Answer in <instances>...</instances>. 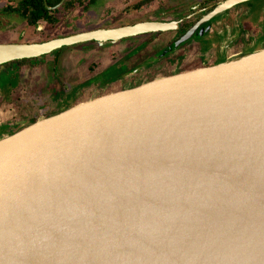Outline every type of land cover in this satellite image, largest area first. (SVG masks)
Wrapping results in <instances>:
<instances>
[{
	"label": "water",
	"instance_id": "water-1",
	"mask_svg": "<svg viewBox=\"0 0 264 264\" xmlns=\"http://www.w3.org/2000/svg\"><path fill=\"white\" fill-rule=\"evenodd\" d=\"M198 25L181 43L208 32ZM176 26L3 43L0 67ZM235 46L220 39L212 61L0 123V264H264V35Z\"/></svg>",
	"mask_w": 264,
	"mask_h": 264
},
{
	"label": "flooded vegetation",
	"instance_id": "flooded-vegetation-1",
	"mask_svg": "<svg viewBox=\"0 0 264 264\" xmlns=\"http://www.w3.org/2000/svg\"><path fill=\"white\" fill-rule=\"evenodd\" d=\"M61 1L62 0H60L55 5H49L48 0H0V44L44 42L53 38H58L60 36L69 35L68 33H58L61 27H64L62 24L66 23V27L68 28L71 26L77 27L76 23L79 20H82L81 18L77 17V12L83 13L84 16L87 12H90L96 6H99L100 1L102 0H65L64 3L59 5ZM118 1L120 0H108V6H114L115 12H117V14L112 18L113 21H116L118 18L121 19L123 15L129 14L131 11H136L143 6H149L152 5L151 3H154L153 5L159 8V14H156L157 16H154L149 21H155L159 23L177 22V26L173 29L157 31L144 36H137L115 41L119 42L133 40L139 37H147V42L149 41L153 42L154 44H163L162 46L160 45L161 47L159 49L157 48V51L150 53V55H152L154 59L156 58L157 61H160V58H163V60H161L162 62L165 60L169 62L171 60L173 61L174 55H177L176 57L178 60V57L181 56L178 54V50L181 47H188L189 52L195 51L197 53L201 52V47L205 46V48L209 49L214 41L224 38L228 41L230 40L234 42L235 45H241L250 42L253 39V30H251L250 27L248 28L245 26V20H249L252 17L258 16L262 20L260 24L264 26V0L242 1L235 4L234 6L229 7L226 12L217 14L216 17H212L211 15L213 10L219 9L229 0H194V2L191 3L184 11H176L174 13H171L169 10H164L167 0H122L120 5L117 4ZM159 1L161 3L158 4ZM186 1L190 2V0ZM110 12L113 11L111 10ZM89 18L91 17L86 18V25H91L92 23L95 24L94 21L87 22ZM201 22L204 24V29H208V32L205 31L202 36H199V32L197 31L196 33L198 34L196 36L194 35L188 38L185 42L181 43V40L187 36L190 30L195 28ZM138 23H118L114 24L116 25L115 27H100L99 25H91V27L85 28L78 32L97 29H114ZM49 28H52L53 32L56 31V33L55 35L49 36L47 38V29ZM51 33L52 32H49L50 35ZM178 42L181 44H179L180 46L177 49L172 51L169 50L173 44ZM107 44L109 46L112 44V42ZM107 44L105 46H107ZM207 49L204 51H207ZM62 50L64 49L56 50L54 53L46 55L45 57L53 56L52 59H57L60 56V59H62L60 55ZM152 56H150L148 61L144 62V64L152 60ZM45 57L24 58L17 61L21 63L22 67L24 66V68L18 70V75H13V71H7L6 69L15 62H11L0 67L1 121L8 120L12 114L15 116L20 115L21 118H31L39 114L36 113L38 110L42 112L44 111L43 105H45V99L43 100V98L47 92L44 89L41 93L38 91H32L34 86L37 87V85H30L31 81L29 80V67L37 66L39 63L44 62ZM110 58L111 59L109 60L114 61L115 55H111ZM41 59L43 60L41 61ZM107 62L108 61H106V63ZM27 63H31L33 65H29ZM93 63L87 68L90 74L96 75L98 72L109 69V72L106 75H109L108 77L110 79L108 81H104L103 79L97 80L95 84L97 90H104L109 86L110 83L116 82L117 76L113 75V72L116 70L114 66H109V64V67L106 66L107 68H102L105 62L102 63L101 61H93ZM144 64L138 66V70L136 72H134L135 67L130 69L127 66H124L123 69L125 72H123L124 74L122 77H118L119 79H117V81L121 80L122 83H128V79L130 80L137 76L136 74L142 70ZM38 87H40L39 81ZM56 89H58L57 92H54ZM69 89L70 87L68 88V83H66V81L61 83L59 81V83H57L55 86V89L51 91V88L48 92L52 93L54 99L61 100L65 98H71L73 101L85 98L84 95L87 96L88 93L87 91L85 93L78 91L73 94L74 92H68Z\"/></svg>",
	"mask_w": 264,
	"mask_h": 264
},
{
	"label": "rangeland",
	"instance_id": "rangeland-1",
	"mask_svg": "<svg viewBox=\"0 0 264 264\" xmlns=\"http://www.w3.org/2000/svg\"><path fill=\"white\" fill-rule=\"evenodd\" d=\"M121 2L122 0L118 1L117 4L120 5ZM193 2L194 0H190V2L189 1L187 2L186 0H167V2L165 3L164 10L165 11L169 10L171 13H174L176 11L177 12L184 11ZM159 3L161 2L159 1L158 4ZM151 4L152 5L149 6H143L136 11H131L129 14L123 15L121 19L118 18L116 19V21H113L112 19L113 16L117 14V12H115L114 6H108V0H102L100 1L99 6H96L93 10L87 12L84 16L83 13L77 12V17L82 19L76 23L77 27L71 26L68 28L66 27L67 24L64 23L62 24V26L64 27H61L58 33L60 32L61 34L64 33L73 34L85 28H89L91 27V25L94 26L99 25L100 27L103 26L115 27L116 25L114 24H118V23L130 24V23L146 22L149 21L154 16H157L156 14H159V8L153 5L154 3ZM111 10L113 12H110ZM88 17L91 18H89L87 22L94 21L95 24L92 23L91 25L90 24L86 25L85 23L86 18ZM260 22H262V20L258 16L252 17L249 20H245V26H247L248 28L250 27V29L253 30L252 33L253 39L245 44H241V45L236 44V46L233 48L234 51H241L243 48L247 47L248 45H251L254 41V38L258 39L260 38L261 35H264V32H262L261 29L262 24H260ZM49 32H52L51 35L49 34ZM55 33L56 31L53 32L52 28L47 29V38L49 36L55 35ZM105 45L99 43H88L86 45H77V46L68 47L62 50V52L60 53L62 59H60V56L57 59H52L53 56H48L45 57L44 62L39 63L37 66L29 67V80L31 81L30 85L32 84L37 85V87L34 86L32 91L33 92L38 91L41 93L42 90L44 89L47 92V94L44 95L43 98V100L45 99L44 102L45 105H43L45 112L38 110L36 113H39L38 114L39 116H44L48 113H52L53 111L60 109L61 107L65 106L68 103L72 104L76 101L94 98L106 92H110L123 87H129L131 85H136L141 82H146L161 75L174 73L181 69L187 68L191 64L193 65V63L195 64L197 59L200 57H206L208 58V60L211 61L213 60L212 58L213 53L210 51L205 52L204 50L207 48H205L204 46L201 47L202 48V50H200L201 52H197V53L195 51L189 52L188 47L185 48L181 47L183 49L180 48L178 50L179 52L178 54H180L182 57L179 56L178 60L176 57L177 55H174L173 61L171 60L169 62L165 60L164 62H162L161 60H163V58H160V61H157V59L156 58L154 59L153 56L150 55V53L157 51V48L159 49L163 44L161 45L160 43L154 44L153 42H149V41L147 42V37H142V38L139 37L133 40L119 41L112 43L109 46L108 45L105 46ZM111 55L112 56L115 55L114 61L109 60L111 59L110 58ZM150 56H152V60L144 64V62L148 61ZM42 60L43 59H41V61ZM93 61L96 62L101 61L102 63L105 62L102 68L103 67L107 68L106 66H108L109 64H110L109 66H114L116 70L114 69L115 71L113 72L114 73L113 75L117 76L116 82L110 83L109 86L104 90H99V89L97 90V87L95 86L97 80L92 81V79L100 72L94 75V74H90L89 70H87L88 66L92 64ZM106 61H108L109 63L108 62L106 63ZM27 64L33 65L31 63H27ZM142 64H144L142 70L139 71L138 74H136L137 76H135L134 78L130 80L128 79V83H122L121 80L117 81V79H119L118 77H122L124 74L123 72H125V70L123 69L124 66H127L130 69H132V67H135L134 72H136L138 70L137 67ZM22 68H24V66L22 67L20 62H15L14 64L8 66L6 69L7 71L10 70L13 71V75H18V70ZM108 76L109 75L103 74V76L100 79L101 80L103 79L104 81H108L110 79ZM90 80L92 83L90 82ZM38 81L40 83V87H38ZM59 81L60 83L64 81L68 83V88L70 87L68 92L71 91L72 93L74 92L73 94H75L78 91H80L81 93L82 92L85 93L87 91L88 92L87 96L84 95L85 98L78 99L75 101L71 100V98H65L61 100L54 99L52 93L48 91H50L51 88H52L51 91H53L57 83H59ZM57 90L58 89L54 90V92H57ZM38 115L31 118L30 117H24V118H26L27 121L28 119L33 120ZM19 116H15L12 114V116L10 115L9 117L8 115L9 119L4 120L5 122L0 120V123L3 125L6 122L7 125L8 123H11L10 127L12 126V129H14L16 128L17 125L15 122L21 119V116L20 117Z\"/></svg>",
	"mask_w": 264,
	"mask_h": 264
},
{
	"label": "trees",
	"instance_id": "trees-1",
	"mask_svg": "<svg viewBox=\"0 0 264 264\" xmlns=\"http://www.w3.org/2000/svg\"><path fill=\"white\" fill-rule=\"evenodd\" d=\"M60 0H48L49 5H55L59 2Z\"/></svg>",
	"mask_w": 264,
	"mask_h": 264
}]
</instances>
